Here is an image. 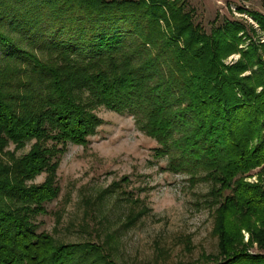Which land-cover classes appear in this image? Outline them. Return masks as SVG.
<instances>
[{
	"label": "trees",
	"instance_id": "obj_1",
	"mask_svg": "<svg viewBox=\"0 0 264 264\" xmlns=\"http://www.w3.org/2000/svg\"><path fill=\"white\" fill-rule=\"evenodd\" d=\"M244 30L227 20L205 35L176 0H0V150L34 140L0 168V264H114L96 242L38 231L33 218L58 188L25 184L53 174L68 142H88L99 106L130 113L169 170L211 184L220 250L206 264H264L240 233L264 248V179L245 180L264 174V66L252 84L236 74L253 66L251 47L234 64L221 59Z\"/></svg>",
	"mask_w": 264,
	"mask_h": 264
},
{
	"label": "rangeland",
	"instance_id": "obj_2",
	"mask_svg": "<svg viewBox=\"0 0 264 264\" xmlns=\"http://www.w3.org/2000/svg\"><path fill=\"white\" fill-rule=\"evenodd\" d=\"M176 1L205 35L212 36L227 20L244 25L245 30L238 33L240 51L222 56V63L227 66L241 61V50L251 47L255 56L248 57L253 66L236 74L249 76L247 81L252 84L262 79L263 75L256 78L254 73L264 66V30L254 13L264 15V0ZM94 112L102 123L88 142H68L51 159L56 163L53 174L41 170L25 181L27 186L54 181L58 188L57 196L44 203L45 213L34 216L37 230L58 243L96 242L114 264L212 262L210 257L220 248L216 227L219 204L208 196L211 184L169 170L167 157L155 155L156 140L139 130L130 113L104 106ZM33 142L22 147L8 143L0 150V168L10 170ZM261 167L250 171L245 180L257 183L264 179V174L257 176ZM240 233L247 252L264 253L248 230Z\"/></svg>",
	"mask_w": 264,
	"mask_h": 264
}]
</instances>
